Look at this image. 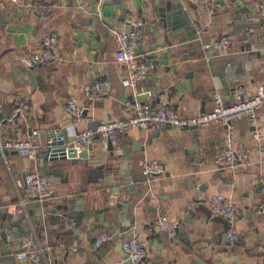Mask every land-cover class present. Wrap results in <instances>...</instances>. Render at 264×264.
Returning <instances> with one entry per match:
<instances>
[{
    "label": "crops",
    "instance_id": "0c3cea01",
    "mask_svg": "<svg viewBox=\"0 0 264 264\" xmlns=\"http://www.w3.org/2000/svg\"><path fill=\"white\" fill-rule=\"evenodd\" d=\"M216 1L221 6L207 13L206 1L180 0L185 8L183 19L191 21L193 27L188 30L182 25L176 31L168 30L167 39L171 44L166 43L161 27H141L136 39L137 57L153 59L156 68L138 82L137 89L142 93L134 95L130 86L122 84L124 66L115 59L117 41L112 28L120 25L123 13L129 10L137 12L145 21L155 19L149 0H0V118L4 120L15 102L27 104L13 124L4 122L0 140L21 138L29 129L37 130L31 137L34 142H45L52 129H63L70 138L84 128L95 127L99 121L125 118L128 115L123 105L125 99L136 98L152 105L164 99L183 115L211 110L215 94H220L224 104L231 103L233 90L221 82L220 70L211 71L207 63L195 66L186 42L178 43L177 37L195 31L209 41L225 36L228 43L219 53L237 50L243 35L236 32L239 23L234 21L233 12L238 10L248 15L251 9L249 18L257 25L251 31H263L264 17L257 11L264 0ZM32 4H49L48 17L42 19ZM49 32L57 34L58 58L48 64L28 67L25 56L39 50L41 38ZM255 53L235 66L240 77L234 84H241L248 91L258 86L264 88V43ZM100 79L107 82V94H84L85 83ZM70 95L77 99L83 115L90 120L73 121L65 105ZM256 116V122L243 116L231 121L229 126L215 124L200 129L206 132L203 136L209 145L200 159L196 152L188 151L189 145H193L189 128L167 125L130 128L122 134L114 146L118 152L131 156L124 157V162L131 174L144 180L145 195H135V206L128 207L114 220L117 227L126 225L116 237L112 236L113 230H107L100 223L91 225L92 216H84L77 228L67 218L61 231L56 230L48 238H38L31 218L40 209L39 201L25 195L24 172L34 166L43 172L41 153L35 161L27 160L15 150L0 155V203L11 213L21 236H37L45 256L52 258L48 245L54 242L52 237L60 240L57 257L64 251L71 252L65 264H131L121 241L134 231L144 248L139 264H264V213L254 211L264 193V103ZM227 131L235 147L248 151L245 163L233 167L215 164L214 151L224 146ZM255 132L259 133L257 137L253 136ZM95 136L91 142L96 148H105L106 139ZM145 159H157L163 171L148 180L141 170ZM51 163L48 161L47 165ZM76 166L59 173L57 179L67 173V181L50 183L52 189L70 187L73 191L80 185L86 186L81 191L84 208L105 205L102 194L106 188L96 182L81 183ZM199 185L204 189L197 193ZM215 194L231 197L239 209L235 224L238 240L234 243L225 236L228 228L225 218L209 208L208 200ZM161 214L178 221L174 236L157 226L156 218ZM102 231L108 232L110 238L93 246V239ZM20 238H8L10 250L0 255V264H31L29 258L17 257L22 249Z\"/></svg>",
    "mask_w": 264,
    "mask_h": 264
},
{
    "label": "built area",
    "instance_id": "2783aa9c",
    "mask_svg": "<svg viewBox=\"0 0 264 264\" xmlns=\"http://www.w3.org/2000/svg\"><path fill=\"white\" fill-rule=\"evenodd\" d=\"M206 1L207 13H213L220 3L216 0ZM33 9L43 18L48 17L50 10L49 4H32ZM259 12L264 16V2L259 4ZM143 24V17L133 10L123 13L119 26L112 28L117 47L115 59L123 64L125 75L122 78V84L132 88L133 94L138 95L142 92L137 89L139 81L151 74L156 68V62L153 59H139L136 54V39ZM130 25L127 31L126 26ZM228 38L223 36L219 39H212L203 46L222 47L227 45ZM57 34L55 32L46 33L40 42V49L27 53L24 62L28 67L39 64H48L58 58L56 49ZM84 94L91 96L94 94H107V82L103 79L85 83L82 86ZM214 106L207 112H196L188 115L178 113L168 105L166 100H161L158 104L152 105L148 101L139 99H125L124 107L128 110V115L122 119L99 121L95 127H87L80 130L74 136L68 138L64 143L66 146H72L76 149L86 146L90 143L95 135H100L108 139L111 144L117 145L119 137L130 128H160L163 126H174L178 128H188L190 126L209 127L215 124L229 126L231 121L248 116L252 122H256L257 109L264 103V88L258 86L253 91H248L241 84H238L233 90V101L229 104L222 102L220 94L213 96ZM66 109L73 118L75 123L90 120V117L83 115L82 106L77 99L70 95L65 100ZM27 104L25 101L15 102L10 113L0 118V130L4 122L14 123L15 117L25 111ZM37 130H30L21 138L14 140H0V150H15L18 154L29 161H35L38 154L49 144L50 138L45 142H34L31 137L36 134ZM259 133H254L257 137ZM60 139H63L60 136ZM224 146L214 152L213 160L217 166L233 167L245 163L248 158V151L235 147L230 133L227 131L224 138ZM141 170L143 175L149 180L156 174L163 171V165L157 159H145L142 162ZM50 180L47 175L34 166L24 172V193L29 198L48 197L53 191ZM210 210L225 218L228 223L226 238L229 242L234 243L238 240V232L235 226L239 217V209L231 199L224 194L212 195L208 200ZM255 213H264V193L254 208ZM156 224L168 235L174 236L177 232L178 221L167 214H161L156 218ZM137 232L134 231L130 237L121 241V247L124 250L127 259L131 264H139L144 255V248L139 242ZM110 238L106 231L100 232L92 241L93 246H99ZM21 250L17 253L20 259L29 258L38 260L44 257V250L35 234L23 235L20 238ZM114 264H119L115 262Z\"/></svg>",
    "mask_w": 264,
    "mask_h": 264
},
{
    "label": "water",
    "instance_id": "95a60500",
    "mask_svg": "<svg viewBox=\"0 0 264 264\" xmlns=\"http://www.w3.org/2000/svg\"><path fill=\"white\" fill-rule=\"evenodd\" d=\"M149 1L152 3V12L156 18L150 21H145L143 18L141 27L143 25L146 29L153 25L156 29L161 27L163 37L168 44H171L167 39L166 32L168 30L176 31L182 25L184 29H192L191 21L187 22L183 19L185 8L180 0ZM252 12L251 9L248 15L242 14L238 10L233 12L234 21L239 23L236 32L239 35H243V37L239 48L232 52L220 54V49L223 47L203 46V43H207L209 40L200 38L196 31L195 33L177 37L178 43L186 42L187 51L192 52L190 60L194 62L195 66H203L207 63L211 71L219 69L220 73H222L221 82L223 85H227L230 90L235 89L237 84H234V80L240 77V74L237 73L239 69L235 66H240L248 59V56L256 54L255 50L263 46L264 43V30L260 32L251 31L253 27L257 26L254 25V20L252 21V18H249V13ZM130 28V25L126 26L127 31ZM210 59H212L211 62L209 61ZM188 128L192 131L189 140L193 143V145H189L188 151L191 153L196 152L197 158L200 159L209 148L203 136L206 132H201L200 129L202 128L197 126ZM60 136L63 139H60ZM49 138V144L40 153L42 154V171L48 176L50 182H66L67 173L60 179H57L58 174L77 165V175H79L81 183L90 184L96 182L106 188L105 194H102L103 199H105V205L96 208H84L81 191H85L84 187L86 188V186L81 185L78 187L79 189L76 188L73 191H71L70 187H62L54 189L48 197L41 199L32 198L39 201L40 209L36 213V217L31 218V222L37 227L38 238H48L51 234L61 231L67 218H71L74 222V227L77 228L84 216H92L93 222L91 225L100 223L107 230H113L112 236L116 237L119 231L126 228V225L118 226L120 227L118 228L114 220L120 218L128 207L132 208L135 206L136 203L133 201L135 195L139 197L145 195V190L142 188L144 180L131 174L124 162V157L130 158L131 156L127 153L118 152L108 139H106L105 148H96L93 142L88 143L81 149L66 146L64 143L69 137L63 129H52L49 132ZM7 152L8 150L3 148L0 150V155H6ZM48 161L52 163L47 165ZM203 189L204 186L199 185L196 192L198 193ZM111 207L114 208V211H111ZM41 208L45 209L42 210ZM10 214L7 207L0 203V255L9 253V237L16 236L20 238L22 235L20 230L15 229L17 223L11 220ZM56 225L58 227H55ZM52 239L54 242L48 243L51 246L52 258L44 255L43 258L38 260H30L31 264H65L66 256L71 254V252L64 251L60 258L57 257L56 248L62 242L57 240L55 236ZM97 250L98 248H96Z\"/></svg>",
    "mask_w": 264,
    "mask_h": 264
}]
</instances>
